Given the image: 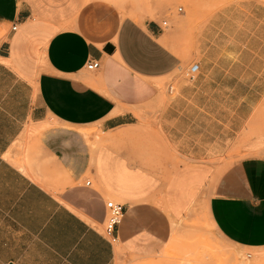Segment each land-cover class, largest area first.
Listing matches in <instances>:
<instances>
[{"label": "crops", "instance_id": "1", "mask_svg": "<svg viewBox=\"0 0 264 264\" xmlns=\"http://www.w3.org/2000/svg\"><path fill=\"white\" fill-rule=\"evenodd\" d=\"M162 25L88 0H0V264H217L193 258L198 221L229 246L264 249V154L219 173L178 145L192 156L178 163L174 137L142 120L185 65ZM211 63L214 73L199 65L196 94L217 122V102L252 97L223 85L242 62ZM181 101L167 109L173 125ZM109 200L125 207L116 243L104 235Z\"/></svg>", "mask_w": 264, "mask_h": 264}, {"label": "rangeland", "instance_id": "2", "mask_svg": "<svg viewBox=\"0 0 264 264\" xmlns=\"http://www.w3.org/2000/svg\"><path fill=\"white\" fill-rule=\"evenodd\" d=\"M88 1L112 5L121 14L136 19L149 17L161 24L167 23L162 25L163 38L185 65L163 79L161 98L145 110L142 120L146 128L161 140L168 142L174 137L176 143L171 142L170 156L173 155L178 163L192 159V156L180 154L178 145L181 149L189 146L191 149H187V152L206 157L216 165L219 173L240 160L264 154V0ZM206 27L210 29L207 51L204 46L201 47V35ZM216 27L219 30L217 43L222 45V52L217 53ZM215 60L242 62L236 78L224 79L223 85L237 89L240 98L247 95V90L252 97L246 101L217 102L222 105L218 110L217 122L214 120L215 110H210L209 106L208 109L203 108L206 102L197 99L196 93L202 91L198 81L200 74L194 80L189 75L193 65L201 67L204 63H207V71L214 73L211 62ZM250 90L253 94H250ZM178 98H182L180 108H185V118L183 120L181 117V122L173 125L170 112L166 113ZM253 106L254 112L247 120L246 116ZM237 129L241 143L235 141L232 144V132ZM216 140L221 141L219 146H215ZM192 227H205V233L198 235L196 242H200V245L193 258L200 259L205 254L217 264H264V249L244 251L229 246L218 239L207 221L204 224L200 221L192 223ZM170 256L180 258L177 253Z\"/></svg>", "mask_w": 264, "mask_h": 264}, {"label": "built area", "instance_id": "3", "mask_svg": "<svg viewBox=\"0 0 264 264\" xmlns=\"http://www.w3.org/2000/svg\"><path fill=\"white\" fill-rule=\"evenodd\" d=\"M180 11H182V9H180ZM166 24H167L166 22L163 23V25ZM98 67H99V63L96 61H92L88 63L87 70L93 71L96 70ZM198 72H199V65L198 64L193 65L189 71L190 79L194 80ZM106 211H107V215L104 222V235L112 243H116L118 241L117 229L124 219L125 207L122 204L115 202L114 200H109L106 202ZM248 258H250V256Z\"/></svg>", "mask_w": 264, "mask_h": 264}]
</instances>
